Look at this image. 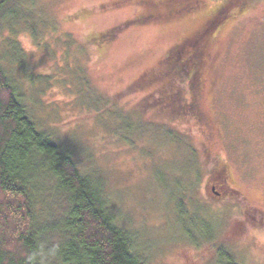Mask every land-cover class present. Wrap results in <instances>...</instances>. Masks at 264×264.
Segmentation results:
<instances>
[{"label":"rangeland","instance_id":"obj_1","mask_svg":"<svg viewBox=\"0 0 264 264\" xmlns=\"http://www.w3.org/2000/svg\"><path fill=\"white\" fill-rule=\"evenodd\" d=\"M221 1L181 14L171 5L150 11L141 0H10L0 24V62L34 120L76 147L83 173L102 179L121 225L140 235L147 264H228L226 248L240 264H264V0H250L212 33L203 80L190 84L202 121L152 118L162 113L153 107L158 95L182 85L168 73L177 47L197 37V21ZM113 110L146 112L153 124L125 142ZM219 156L228 184L218 189L208 177L184 199L199 206L181 205L197 163L211 168ZM54 185L38 182L40 225L61 223L68 209ZM214 232L218 250L190 243ZM57 234L42 239L46 252L63 246Z\"/></svg>","mask_w":264,"mask_h":264},{"label":"trees","instance_id":"obj_2","mask_svg":"<svg viewBox=\"0 0 264 264\" xmlns=\"http://www.w3.org/2000/svg\"><path fill=\"white\" fill-rule=\"evenodd\" d=\"M206 2L188 0L169 7L186 14L200 11ZM9 3L10 0H0V24ZM250 6V0H224L217 9L197 21L195 31L191 33L197 32V37L187 39L177 47V52H181L180 59L170 62L168 67L170 78L179 79L182 85L174 91L170 90L169 95H158L153 107H159L162 113L152 118L164 117L170 122L190 118L202 121L203 114L191 102L190 84L193 87L194 80L198 78L197 83L203 80L202 71L209 60L212 33ZM15 49L20 52L18 46ZM166 59H173L172 54ZM99 101L95 99L96 104ZM153 107L148 111L151 112ZM117 112L111 111L118 123L114 132L125 142L132 144L134 136L146 134L144 130L147 128L142 130L141 126L153 124L147 122L146 112L130 115ZM168 130L170 135L175 132ZM124 134L128 136L123 138ZM190 148L197 161L192 146ZM76 150L73 144L58 138L55 131L39 126L25 103L19 85L0 62V264H147L149 258L139 245L140 235L135 229L121 225L120 214L114 208L105 183L96 173L81 171ZM216 160L210 162L211 168H206V163H202L203 167L197 163L196 183L182 188L179 196L181 205L195 202L184 199L197 191L208 177L219 182L216 184L218 189L228 184L230 176L224 169L223 158L219 156ZM43 178L52 183L54 181L53 197L63 196L68 204L65 216L60 218L61 223L51 226L40 225L36 208V194L44 195L38 186ZM212 184L215 186V183ZM206 227L204 225L202 230ZM50 231L57 232L61 237L60 244L63 246L56 252H46L42 246V239ZM202 238L203 242L192 240L190 243L198 247L211 243L217 250L220 247L215 232ZM54 254L56 256L52 262L49 258ZM221 254L227 255L228 264H240L228 248L222 250Z\"/></svg>","mask_w":264,"mask_h":264},{"label":"flooded vegetation","instance_id":"obj_3","mask_svg":"<svg viewBox=\"0 0 264 264\" xmlns=\"http://www.w3.org/2000/svg\"><path fill=\"white\" fill-rule=\"evenodd\" d=\"M144 5H146L151 10H156L161 7L177 4V3H185L188 0H141ZM177 12V10H176ZM150 14L148 16H151Z\"/></svg>","mask_w":264,"mask_h":264}]
</instances>
